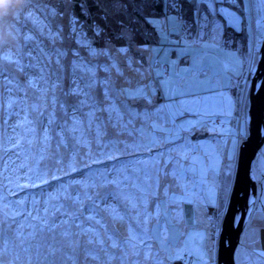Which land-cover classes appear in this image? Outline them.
<instances>
[{"label": "rangeland", "instance_id": "rangeland-1", "mask_svg": "<svg viewBox=\"0 0 264 264\" xmlns=\"http://www.w3.org/2000/svg\"><path fill=\"white\" fill-rule=\"evenodd\" d=\"M96 1L8 0L0 14V264H98L113 249L114 264H217L264 0H163L151 44L102 51ZM252 169L237 264H264V145Z\"/></svg>", "mask_w": 264, "mask_h": 264}, {"label": "water", "instance_id": "water-1", "mask_svg": "<svg viewBox=\"0 0 264 264\" xmlns=\"http://www.w3.org/2000/svg\"><path fill=\"white\" fill-rule=\"evenodd\" d=\"M251 88L247 117L249 136L240 148L236 182L221 223L217 264H236V250L257 199V183L252 174V165L264 145V42Z\"/></svg>", "mask_w": 264, "mask_h": 264}, {"label": "trees", "instance_id": "trees-1", "mask_svg": "<svg viewBox=\"0 0 264 264\" xmlns=\"http://www.w3.org/2000/svg\"><path fill=\"white\" fill-rule=\"evenodd\" d=\"M164 1L97 0L95 3H90L89 8L87 7L88 9H86L94 13L92 16L94 19H91L90 25L88 26V28L93 27L94 23L95 35L92 38L97 40L98 37L96 36V32L99 31L100 33L103 30L102 44L97 45L101 49H106L109 45L118 47H130L132 45L131 48H134L135 45L138 47L147 45L150 43L149 41L151 38H156V31L150 25L149 18L158 17L165 13L164 8H166V6L164 5ZM181 1L186 5L191 3L188 0ZM193 4L194 3H192V5ZM231 7L237 8L235 5ZM77 15L79 16L80 13L78 12ZM77 15L75 16L77 17ZM105 18L110 19L112 23L109 22L111 23L110 25L105 24ZM123 24L128 27L126 34L122 31L121 25ZM97 28H99V30L96 31ZM228 31H234V29L228 27Z\"/></svg>", "mask_w": 264, "mask_h": 264}, {"label": "bare ground", "instance_id": "bare-ground-1", "mask_svg": "<svg viewBox=\"0 0 264 264\" xmlns=\"http://www.w3.org/2000/svg\"><path fill=\"white\" fill-rule=\"evenodd\" d=\"M242 3H243V5H244V2L242 1ZM203 4V3H202ZM258 5H256V7H257ZM259 7V9L258 10H260L261 12H263L264 11V9H261V4L258 6ZM205 9H207L208 10V8L205 6ZM203 10V13L204 12H206V10ZM237 10H239L240 9V7H238L237 6V8H236ZM256 9V12H257V8H255ZM112 10H113V8H112ZM255 11V10H254ZM102 13V12H101ZM215 15H216V13H215ZM217 15H219V14H217ZM196 16H197V14L195 13L194 15H192L191 16V20L193 21V22H195L198 26H200L199 25V23H198V20L196 19ZM260 16H263V13H261L260 14ZM222 16L220 15V17L218 18V21H222L223 23H227V21L222 17ZM150 19L151 18H149V21H150ZM254 22V21H253ZM227 25V24H226ZM253 26L255 25V23H253L252 24ZM122 26V31H123V33L124 34H126V32H127V29H128V27H126L124 24L123 25H121ZM186 26V25H185ZM262 27H263V30H264V25H262ZM233 28V27H232ZM234 29V28H233ZM262 29L260 28L259 29V31H261ZM238 33V34H237ZM240 32L237 30V29H234V31H228L227 32V36L229 37V36H231V35H234L235 36V38H238V37H243V36H241V33L239 34ZM224 37H225V35H224ZM249 38H250V36H248V35H246V37H243V41H244V39H245V41H244V45H246V43H248V41H249ZM199 39V38H198ZM228 39V38H227ZM224 44L226 43V41H224L223 42ZM263 44V43H262ZM243 46V45H242ZM261 47H262V45H261ZM118 49V50H120L121 49V46H115V45H109V49L110 50H114V49ZM99 49H101L99 46H98V50ZM123 49V48H122ZM261 49V48H260ZM99 51H102V49L101 50H99ZM239 52V51H238ZM130 53V52H129ZM148 58V57H147ZM147 58L145 59V60H147ZM229 75H230V73H229ZM235 78V77H234ZM234 84V83H233ZM101 97H102V92H100L99 91V89H98V93H97V96H96V98L94 97L93 98V100H92V102H93V104L94 103H100V101H101ZM214 143V142H213ZM101 200H99V201H104V199L103 198H100ZM83 204V203H82ZM99 218H101V219H107L109 222H111L110 221V217L108 216V213L107 212H105V211H102V213H100L99 214ZM248 223H247V226H246V228H245V231L243 232V234H242V237H241V240H240V244H239V246H238V248H237V250H236V252H238V249H239V247L240 246H242V238H243V236H245L244 234H245V232L247 231V227H248ZM257 226L259 227V228H261L260 227V225H259V222H258V224H257ZM106 228H107V226H106ZM98 230H99V233H100V235H102V227L100 226L99 228H98ZM113 230L114 231H116V228H113ZM88 238V237H87ZM245 238V237H244ZM84 239H86V238H84ZM215 239V241L216 240H218L219 239V237L218 238H214ZM87 240V239H86ZM103 241V240H102ZM109 242V241H108ZM107 242V243H108ZM103 243H105L104 241H103ZM217 244H218V241H217ZM115 249H113V251H114ZM119 250H122V248L121 249H119ZM111 252L110 254H109V256L111 255V257H113L112 259H109L108 257H106V260H104V261H102V260H97V261H99L100 263H98V264H102V263H104L105 261H108V263L107 264H114V261L115 262H117V260L118 261H120V259H118V250H115V251H117V252ZM210 253H208V254H210V255H208L207 254V256L206 257H217V246H216V248H214V251H209ZM115 257V258H114ZM120 257H122V254H121V256ZM124 257H126V256H124ZM185 259H187V257H185ZM124 260V259H123ZM190 261V260H189ZM235 262H236V264H237V260L235 259ZM175 263V262H174ZM188 262H186L185 264H187ZM105 264V263H104ZM176 264V263H175ZM208 264V263H207ZM210 264V263H209Z\"/></svg>", "mask_w": 264, "mask_h": 264}, {"label": "crops", "instance_id": "crops-1", "mask_svg": "<svg viewBox=\"0 0 264 264\" xmlns=\"http://www.w3.org/2000/svg\"><path fill=\"white\" fill-rule=\"evenodd\" d=\"M243 1V0H242ZM258 22L260 23V25L262 24V25H264V15L263 16H260V13H259V15H258ZM261 29H262V31H264L263 30V27L261 26ZM193 31H195V30H193ZM249 42V41H248ZM250 47V46H249ZM241 55V54H240ZM242 56V55H241ZM232 64L234 65V70H233V67L230 65L229 66V72L231 73V74H233L234 72H235V70H236V68H238L237 66H238V63L236 64L234 61H232ZM236 77V76H235ZM236 79V78H235ZM234 78H233V80L229 83V89L231 90V92H232V95L235 93V89L236 88H238V85H240L241 84V82H238V81H236ZM237 82V83H236ZM234 83V84H233ZM242 85V84H241ZM234 130V129H233ZM233 130H232V123H231V131L230 132H233ZM238 131V129H236V132ZM229 134L230 133H228V136H229ZM208 255H210V254H208ZM210 258H212V260H213V257H210ZM211 260V261H212Z\"/></svg>", "mask_w": 264, "mask_h": 264}, {"label": "clouds", "instance_id": "clouds-1", "mask_svg": "<svg viewBox=\"0 0 264 264\" xmlns=\"http://www.w3.org/2000/svg\"><path fill=\"white\" fill-rule=\"evenodd\" d=\"M9 13L8 0H0V14L7 15Z\"/></svg>", "mask_w": 264, "mask_h": 264}]
</instances>
